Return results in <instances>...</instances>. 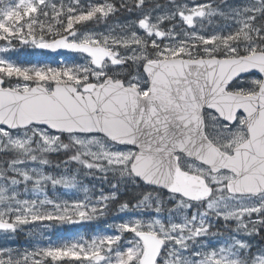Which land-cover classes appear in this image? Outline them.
<instances>
[{"label":"snow or ice","instance_id":"snow-or-ice-1","mask_svg":"<svg viewBox=\"0 0 264 264\" xmlns=\"http://www.w3.org/2000/svg\"><path fill=\"white\" fill-rule=\"evenodd\" d=\"M0 41L79 57L0 56V234L122 214L0 264H264V0H0Z\"/></svg>","mask_w":264,"mask_h":264},{"label":"rangeland","instance_id":"rangeland-1","mask_svg":"<svg viewBox=\"0 0 264 264\" xmlns=\"http://www.w3.org/2000/svg\"><path fill=\"white\" fill-rule=\"evenodd\" d=\"M190 2V0H189ZM198 2H203V0H198ZM236 2H239V0H236ZM111 23V22H110ZM89 27L91 28H97V30H104V26L103 25H94V24H90ZM17 43L18 42H14ZM4 42L0 41V46H3ZM0 56H7L8 58L12 59L13 61L17 62V63H22L23 62H19V60H24V59H29L27 61H29V64H35V63H40V64H45L48 57L46 55H44V53L40 52L38 49H34L31 47H27V46H17V49L14 51H10L9 53H0ZM53 161L55 162L56 160H63L65 159V157L63 155L61 156H53L52 157ZM73 167H75V165H73ZM51 170V169H49ZM89 182H92L94 184L97 183V181H92V180H88V179H84V183L89 186L90 189H92L93 192L96 191V189H93V184H88ZM99 186V185H98ZM108 189H105V191H107ZM48 195L50 198H54V199H61V200H75V199H82L83 198V193H76V192H69L66 191L65 189L58 187L55 191H53V189L51 188V186L48 187ZM122 214H117L115 212V208L113 209V211H111L109 213V215H107L106 217H117V218H121ZM103 217V218H106ZM110 218L108 219H104L105 223L108 222ZM50 223H44L43 222H36L35 224L32 225H28L25 226L23 231L18 232L19 236H25V238L27 236H30L32 234H34V232H39V234H44V232L42 230H50V228H58L60 227V230H63L65 227H71V226H76V225H80L79 224H71V225H58L53 223L51 227H48ZM88 225H90L91 223H87ZM86 225V224H84ZM57 226V227H56ZM94 235L89 236L88 238L93 237ZM16 236H12L11 238H6L5 236H3L2 234H0V247L3 248H12V249H17L20 250L21 252L25 249L31 250L32 248H28L27 246L23 249H20L16 246ZM83 237V236H82ZM50 238V237H48Z\"/></svg>","mask_w":264,"mask_h":264},{"label":"flooded vegetation","instance_id":"flooded-vegetation-1","mask_svg":"<svg viewBox=\"0 0 264 264\" xmlns=\"http://www.w3.org/2000/svg\"><path fill=\"white\" fill-rule=\"evenodd\" d=\"M47 57H48V59L46 61V64H50L52 66H56L62 59L66 60L70 63L71 62H77L79 60V57L77 56V54H60V55L48 54ZM27 60H29V59L19 60V62H23V64L27 66V65H29V61H27ZM98 220H100V219H98ZM98 220H94V221H90V222L84 221V222H81L80 225L97 222ZM44 222L51 223V224L54 223V222H48V221H44ZM57 229L60 230V227H58ZM64 230H65V228L63 230H60V232H64ZM54 231H55V229L52 228L51 232H48L49 236L51 235V233L53 234Z\"/></svg>","mask_w":264,"mask_h":264},{"label":"trees","instance_id":"trees-1","mask_svg":"<svg viewBox=\"0 0 264 264\" xmlns=\"http://www.w3.org/2000/svg\"><path fill=\"white\" fill-rule=\"evenodd\" d=\"M124 198V197H123ZM122 198V199H123ZM48 242V241H47ZM30 247L36 246L37 244L39 245H46L47 243L44 242V237L37 235V236H33L31 237V240H28V242H26Z\"/></svg>","mask_w":264,"mask_h":264},{"label":"water","instance_id":"water-1","mask_svg":"<svg viewBox=\"0 0 264 264\" xmlns=\"http://www.w3.org/2000/svg\"><path fill=\"white\" fill-rule=\"evenodd\" d=\"M45 51H48V52H50V53H53V54H58V53H69V52H67L66 50H58L57 52H51L50 50H45Z\"/></svg>","mask_w":264,"mask_h":264}]
</instances>
